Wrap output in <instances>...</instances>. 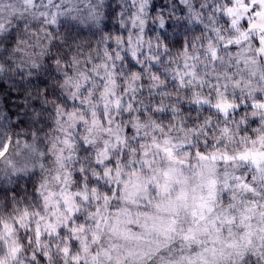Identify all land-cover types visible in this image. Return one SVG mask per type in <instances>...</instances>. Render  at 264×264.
<instances>
[{
	"label": "clouds",
	"instance_id": "obj_1",
	"mask_svg": "<svg viewBox=\"0 0 264 264\" xmlns=\"http://www.w3.org/2000/svg\"><path fill=\"white\" fill-rule=\"evenodd\" d=\"M0 264H264V0H0Z\"/></svg>",
	"mask_w": 264,
	"mask_h": 264
}]
</instances>
